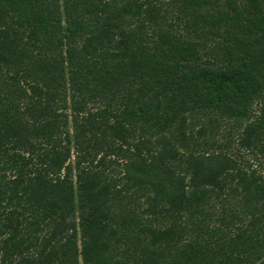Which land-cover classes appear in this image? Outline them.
<instances>
[{"label": "trees", "instance_id": "obj_1", "mask_svg": "<svg viewBox=\"0 0 264 264\" xmlns=\"http://www.w3.org/2000/svg\"><path fill=\"white\" fill-rule=\"evenodd\" d=\"M0 264H264V0H0Z\"/></svg>", "mask_w": 264, "mask_h": 264}, {"label": "rangeland", "instance_id": "obj_2", "mask_svg": "<svg viewBox=\"0 0 264 264\" xmlns=\"http://www.w3.org/2000/svg\"><path fill=\"white\" fill-rule=\"evenodd\" d=\"M228 129V128H227ZM227 129H223L218 136V140L221 141L222 143H226L229 141L228 139V130ZM231 147H230V152L234 153V155L240 159L243 163L247 162L250 165H253V161H252V155L248 154L247 152H240V150L238 149L237 143L234 141L230 142Z\"/></svg>", "mask_w": 264, "mask_h": 264}]
</instances>
